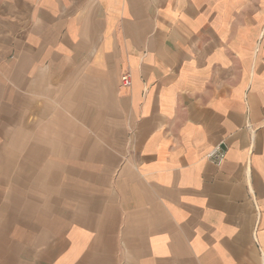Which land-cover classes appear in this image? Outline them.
I'll list each match as a JSON object with an SVG mask.
<instances>
[{
  "label": "crops",
  "instance_id": "obj_1",
  "mask_svg": "<svg viewBox=\"0 0 264 264\" xmlns=\"http://www.w3.org/2000/svg\"><path fill=\"white\" fill-rule=\"evenodd\" d=\"M0 264H264V0H0Z\"/></svg>",
  "mask_w": 264,
  "mask_h": 264
},
{
  "label": "built area",
  "instance_id": "obj_2",
  "mask_svg": "<svg viewBox=\"0 0 264 264\" xmlns=\"http://www.w3.org/2000/svg\"><path fill=\"white\" fill-rule=\"evenodd\" d=\"M123 84L129 85L130 84V76H125L122 79ZM226 156V152L221 149V147H217L214 149L212 153L209 154V158L212 159L215 163L221 164Z\"/></svg>",
  "mask_w": 264,
  "mask_h": 264
}]
</instances>
